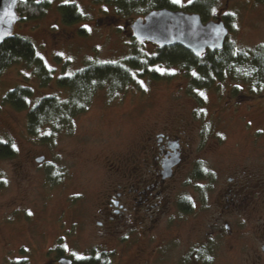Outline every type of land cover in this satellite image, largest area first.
I'll use <instances>...</instances> for the list:
<instances>
[{
    "label": "rangeland",
    "instance_id": "1",
    "mask_svg": "<svg viewBox=\"0 0 264 264\" xmlns=\"http://www.w3.org/2000/svg\"><path fill=\"white\" fill-rule=\"evenodd\" d=\"M50 1L41 17L18 19L13 32L31 40L53 70L51 82L39 87L19 64L0 74V138L16 152L0 159V264H52L56 249L70 259L112 253V264H184L194 248L207 264H264V96L248 93L250 71L191 93L179 65L162 66V79L137 77L123 90L96 91L72 131L43 145L26 132V111L2 103L5 91L28 84L34 100L63 96L54 84L60 74L156 48L133 43L129 25L145 14L139 8L127 15L113 0H68L84 19L66 25L57 11L65 0ZM188 3L177 10L194 12L184 9ZM218 9L231 14V46L247 51L264 43V2L218 0ZM161 134L181 139V165L144 190L153 194L141 205L135 193L126 195L115 217L108 197L151 183ZM180 198L190 200V213L178 211Z\"/></svg>",
    "mask_w": 264,
    "mask_h": 264
},
{
    "label": "trees",
    "instance_id": "2",
    "mask_svg": "<svg viewBox=\"0 0 264 264\" xmlns=\"http://www.w3.org/2000/svg\"><path fill=\"white\" fill-rule=\"evenodd\" d=\"M255 1L264 2V0ZM112 3L117 13L123 12L127 15L134 12L135 8L141 9L143 14L153 9H179L172 0H113ZM50 6V0H19L18 19L39 18ZM184 9L199 14L202 21L210 20L211 17H219L230 31L231 14H219L218 12L213 14L212 12V9L219 10L218 0H193L185 5ZM57 11L62 23L66 25L84 19L78 6L73 2L59 3ZM133 43L137 46L142 45L134 40ZM137 50L121 62L90 61L68 75L60 74L55 78L54 84L64 94L63 96L50 93L43 94L34 100L32 86L16 85L4 92L1 98L2 103L16 110H25V128L28 136L43 145H51L61 132L69 134L72 131V119L87 109L96 91L104 87L111 92L123 90L137 77L162 79L163 74L157 69L162 66L179 65L184 77L188 79V88L191 93L227 82L236 77L242 68H247L250 71L248 93L251 96H264V43L246 51L231 46L226 40L222 50H206L199 56L192 55L178 45L162 48L156 46L155 52L149 55L137 52ZM15 64L29 69L37 79L39 87H47L52 80V68L47 65L43 57L36 53L31 40L13 32L12 36L0 43V74L7 67ZM236 89L235 91L238 92ZM15 154L12 144L0 138V159L13 158ZM196 176L200 178L198 174ZM177 206L181 213L186 214L191 211L192 204L190 200L180 198ZM55 251L62 253L60 249ZM190 252L184 264H207L205 253L201 254L195 248ZM111 257L112 253L91 252L81 259H72V264H112ZM15 264H22V262Z\"/></svg>",
    "mask_w": 264,
    "mask_h": 264
},
{
    "label": "water",
    "instance_id": "3",
    "mask_svg": "<svg viewBox=\"0 0 264 264\" xmlns=\"http://www.w3.org/2000/svg\"><path fill=\"white\" fill-rule=\"evenodd\" d=\"M19 0H0V43L12 36L14 24L18 21L17 5ZM130 34L136 43H152L162 48L178 45L194 56L206 50L220 51L229 30L217 17L215 20L202 21L199 14L167 8L153 9L135 18L129 25ZM42 157L36 158L37 162ZM179 162L176 155L162 161L160 175H171V169ZM58 264H72L68 257H60Z\"/></svg>",
    "mask_w": 264,
    "mask_h": 264
},
{
    "label": "flooded vegetation",
    "instance_id": "4",
    "mask_svg": "<svg viewBox=\"0 0 264 264\" xmlns=\"http://www.w3.org/2000/svg\"><path fill=\"white\" fill-rule=\"evenodd\" d=\"M180 140L181 139L178 137L174 138V137H170V136H162V134L157 136V146H158L157 153H156L157 155L152 158L153 159L152 161L154 162V165H155V172L153 173V176H155V177L152 179L151 183L146 184V186L144 188H139V186L135 187V188L128 187V188H126V192L116 190L114 192V194H111V196L108 197V202H107L108 207H110V209H111V212H110L111 214H114L115 217L121 216L122 211L125 210V207H124L125 202L123 201V199L126 197V195H130V194L132 195L133 193H135V195L137 196L135 204L141 205V203L143 201L145 202V200H147V197L149 195L153 194L152 192L147 193L144 190L152 191V190L157 188L156 185L164 184L171 176H173L175 169L181 165V163L183 161V156H184V152H183L184 149H183V146H182ZM172 155H176L177 158L179 159V162L172 167L171 175L169 177L162 178L160 175L162 161L165 158H170ZM140 182L143 183V180H140ZM137 188H139L141 190H138ZM142 198H144V200H142ZM129 200L131 201V198H129ZM113 201H116V203H113ZM192 209H193V205L191 207V210ZM186 214H188V213H186ZM114 216H109V219L114 221L115 220ZM106 218H107V216H106ZM96 223L98 225L101 224L100 221H97ZM189 253H191V252L189 251ZM55 257H56L55 258L56 261L53 262L52 264H58V262H57L58 259L60 257H65V256H63L62 253L60 254V253L55 251ZM80 257H83V256H80ZM71 261H72V259H71Z\"/></svg>",
    "mask_w": 264,
    "mask_h": 264
},
{
    "label": "snow or ice",
    "instance_id": "5",
    "mask_svg": "<svg viewBox=\"0 0 264 264\" xmlns=\"http://www.w3.org/2000/svg\"><path fill=\"white\" fill-rule=\"evenodd\" d=\"M65 2L67 3L68 2V0H65ZM172 2L174 3V4H181L182 3V0H172ZM188 2L189 3H191V0H188ZM212 12H213V14H215V12H216V9H212ZM86 27V26H85ZM234 27H235V25H234ZM193 75H195V73H193ZM201 95H203V94H201ZM13 147H15V146H13ZM5 183H7V181H4ZM113 203H116V201H113ZM30 215H31V213H29ZM67 246H65V248H66ZM73 256H75L77 259H81L82 257H80V256H78L76 253H73L72 254Z\"/></svg>",
    "mask_w": 264,
    "mask_h": 264
}]
</instances>
